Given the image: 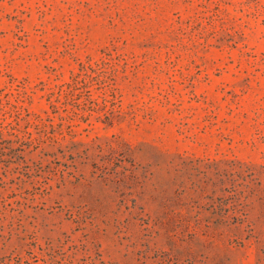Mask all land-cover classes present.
Here are the masks:
<instances>
[{
  "label": "rangeland",
  "instance_id": "obj_1",
  "mask_svg": "<svg viewBox=\"0 0 264 264\" xmlns=\"http://www.w3.org/2000/svg\"><path fill=\"white\" fill-rule=\"evenodd\" d=\"M9 122L0 264H264V0H0Z\"/></svg>",
  "mask_w": 264,
  "mask_h": 264
},
{
  "label": "trees",
  "instance_id": "obj_2",
  "mask_svg": "<svg viewBox=\"0 0 264 264\" xmlns=\"http://www.w3.org/2000/svg\"><path fill=\"white\" fill-rule=\"evenodd\" d=\"M11 124H12L11 122H9L6 126H4L3 124H0V138H1L2 133H3V129H6L7 126H11ZM24 133L27 134L28 131H25ZM7 135L9 136L8 142H10L11 145L16 144V143H20L24 139L23 137H20L17 133H15L13 131L8 132Z\"/></svg>",
  "mask_w": 264,
  "mask_h": 264
}]
</instances>
